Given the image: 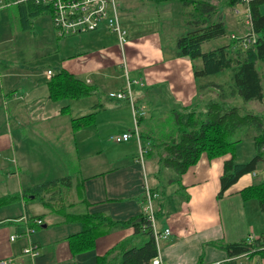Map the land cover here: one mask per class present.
Listing matches in <instances>:
<instances>
[{
	"label": "crops",
	"instance_id": "obj_1",
	"mask_svg": "<svg viewBox=\"0 0 264 264\" xmlns=\"http://www.w3.org/2000/svg\"><path fill=\"white\" fill-rule=\"evenodd\" d=\"M170 4L168 9L172 13L174 7L176 12L183 8L176 3ZM118 7L122 25L128 32L127 41L123 45L119 43L117 35L103 28L93 33L63 38L62 56L52 57L51 63L67 69L79 78L89 80L88 83L94 87L91 96L68 103L70 117L64 122L55 119L64 118L62 107L66 103L55 102L49 98L46 83L48 80L44 76V72L48 69L54 70V66L47 64L35 66L41 68V72L38 73L36 70L21 72L19 67L2 64L0 196L21 194L24 189L42 183L32 180L39 167L45 179L43 182L67 176L60 172L54 174L57 169L54 165L50 166L51 163L48 161L50 153L56 148L53 144L55 134L60 135V139L61 135L72 138L75 150L69 157L80 163L77 134L80 136L85 134L80 132L88 133L87 141H95L102 147L106 140L105 136L112 138L114 135L133 130L130 126L132 121L130 116L133 118L132 124L135 125L136 109L145 114V117H138L137 120L140 119L141 122L137 124L138 128L142 125L141 134L146 135L152 128L151 120L148 119L152 108L161 116L168 112H181L193 103L200 105V98L207 95L210 99L214 94L212 87V90H209L203 85L208 82L207 79L199 80L195 77L194 70L195 67H201L200 61L175 56L176 47L167 50L163 33L165 29L163 30V22L160 21L167 20L168 16L162 15L159 21L157 13L150 12L149 8L138 10V7L134 13L127 10L124 0L118 1ZM178 36L180 34L173 39L174 45ZM31 65L33 66L32 62ZM112 80L119 81L117 87L111 86ZM128 80L138 82L131 86V91L132 102L137 96L140 105L100 104L98 96L100 93L106 92L109 96L111 92L125 90ZM140 88L149 91L144 94ZM157 88L163 89L164 93L170 96L173 101L171 105L161 103L160 99H156L155 105H145L149 98L146 95L153 94ZM92 112H96L92 125L78 130L72 129L70 123L72 117ZM31 124H33L31 135L37 136L39 141L37 145L43 149L36 154L33 152L34 146L28 145L32 147L29 151L28 146L22 144V141L25 142L23 135H26L23 132ZM152 134L149 133V137L142 138L141 147L144 148L142 153L135 137L116 143L119 149L107 150L104 157L106 163L103 167L101 164L93 168L90 165L84 167L85 176L78 175L75 178L77 179L75 186L72 185L71 178L69 188L63 186L57 188L56 200L47 201L51 196L46 195L45 204L41 197L21 196L16 202L0 207V210L8 208L3 209L6 211L0 216V222L10 221L0 225V260L11 258L12 264H97L99 257L104 256L121 241L134 236L139 243L140 239L139 236H135L134 227L117 228L100 236L92 250L74 255L68 238L80 232L82 224L79 221L68 220V217L88 212L106 215L115 220H127L145 211L147 185L151 190L165 189L168 194L176 193L175 199L180 203L178 210L156 222L160 231L167 227L172 231L158 244V256L164 264H197L223 259L228 254L221 245L245 240L249 234L264 235V211L260 209L259 202L256 199L244 200L241 196L242 189L262 180L263 166L257 169L255 175L247 173L241 176L219 198L224 164L231 159V154L215 159H209L206 154H202L199 161L181 176V181L176 182L174 179L177 174L163 166L160 161L162 147L150 143L154 141ZM102 151L103 149L99 148L96 152L103 155ZM155 151L156 156L152 158ZM19 152L23 153L21 163L15 159L16 153ZM10 162L14 165L13 168L8 166ZM22 171L32 175L28 177L29 182H22L20 175ZM78 171L83 174L82 167H78ZM184 195L188 196L187 200ZM28 199L35 200L28 202ZM38 199L45 205L46 210H41L42 204L37 201ZM84 199L88 204L83 202ZM67 208H70L71 212H68ZM36 216L42 221L38 227L35 226L36 223L29 222L30 217ZM29 227H33L32 233L24 234L14 241L10 240L13 233H25ZM32 243L37 244L40 251L36 257L23 252V249ZM257 257L261 258L264 264V256Z\"/></svg>",
	"mask_w": 264,
	"mask_h": 264
},
{
	"label": "trees",
	"instance_id": "obj_2",
	"mask_svg": "<svg viewBox=\"0 0 264 264\" xmlns=\"http://www.w3.org/2000/svg\"><path fill=\"white\" fill-rule=\"evenodd\" d=\"M152 1L157 5L176 1L185 8L184 10L189 11L186 12L192 19L188 23L195 28L178 36L175 56H185L192 61H200L201 67H195L194 70L195 77L199 80L207 79L208 82L203 84L204 87L209 90L216 88L220 93L217 98L208 99L204 110H200L202 106L193 103L181 112L173 111L172 128L167 130L166 123L161 121L159 122L163 123L160 125L161 128L158 125V128L152 127L146 135L140 133L141 140L144 136L149 137V133H153L154 141L150 143L159 148L162 147L163 153L160 156V161L163 166L172 169L177 174L174 179L176 182L181 181V176L199 161L202 154H206L209 159L231 154V159L224 164V173L221 177V188L218 193V197L221 198L241 176L256 172L260 166L264 167V114L246 110L243 106L231 104L227 100L230 97H238L245 103L264 102L263 77L257 66L259 62H264V12L261 10L264 0ZM241 4L248 6L251 16V31L247 37L251 38L252 35H255V41L244 47L242 42L245 36L235 35L226 45L204 51L205 43L228 35L225 23L213 20L221 6L232 9ZM14 6L18 10L23 30L31 29L33 19L44 14H49L53 23L55 15L53 3L28 1L8 7ZM57 37L59 36L57 35ZM54 56L56 55H49L32 63L33 66L45 64L54 66V75L46 81L49 98L55 102L65 103L64 101L81 100L91 96L94 93V87L67 69L56 68V65L51 63ZM224 75L229 77L228 81L219 80ZM215 76H219L217 79L219 82L212 79ZM62 111L69 114L70 105L66 103L62 107ZM95 115L96 112H92L84 116L72 117L70 119L72 129L78 130L92 125ZM135 115L137 120L143 115V112L135 109ZM140 122V119L137 120L138 124ZM249 128L256 131V135L253 137L256 154L247 162H238L237 146L244 141L240 134ZM70 185L71 175L51 179L24 189L21 194L11 193L0 196V207L16 202L21 196L29 197L30 195H34L36 198L41 197L46 204V195L51 196L47 201L56 200L57 188ZM152 191L159 195L154 200L153 215L156 222L178 210L180 203L175 199L176 193L175 195L168 194L165 189H153ZM241 196L244 200L256 199L260 209L264 211V173L260 182L242 189ZM184 198L187 200L188 196L184 195ZM83 202L88 204L85 199ZM37 218L39 216L30 217L29 222H35ZM68 220L79 221L82 224V230L68 238L74 255L92 250L100 236L108 234L114 229L134 227L135 236H139L140 242L137 243L134 236L121 241L104 256L99 257L97 264H151L152 260L158 256V244L154 237L148 211H142L127 220H115L106 215L88 212L72 214ZM9 222L3 220L0 225ZM261 236L262 240L259 239L252 243L245 239L227 243L221 247L228 255L253 251L252 256H264V235Z\"/></svg>",
	"mask_w": 264,
	"mask_h": 264
},
{
	"label": "rangeland",
	"instance_id": "obj_3",
	"mask_svg": "<svg viewBox=\"0 0 264 264\" xmlns=\"http://www.w3.org/2000/svg\"><path fill=\"white\" fill-rule=\"evenodd\" d=\"M117 3L119 0H116ZM171 3H177L176 1H173ZM124 5L127 8V10L134 11L135 8H149L150 12H155L159 15V21L162 15L168 16L167 20H162L160 22H163L162 28L164 30V41L165 46L167 50H170L171 47H175L173 39L177 35H181L187 30H191L195 28L192 24H189L188 21H191L190 15L186 12L188 10H184L185 8H182L180 12H176V7H174L173 13L169 12L170 10L168 7L171 6L170 2L165 5H157L152 0H124ZM138 5V6H137ZM145 7H144V6ZM180 5V4H179ZM181 7H183L181 5ZM191 9V8H190ZM261 10L264 12V6L261 7ZM189 12V11H188ZM136 13V11H134ZM248 13V6L246 4H241L238 6H235L232 9L226 8L224 6H221L219 12L214 16L213 20L216 21H223L227 27L228 35L226 37H222L221 39H214L212 41H209L203 45V50L208 51L213 48H216L220 45H226L229 43L230 38L232 36H243L251 31V26L247 24L246 22V15ZM160 25V24H159ZM169 36L167 38V36ZM76 37V36H75ZM71 38V37H70ZM63 41V38L57 37V34L55 32L52 18L49 14H44L41 16H38L33 19V27L29 30H23L22 28V22L19 17V13L17 8L14 7H6L0 9V69H3L2 64H9L10 67H19L21 69V72H26V70H36L38 73H40L41 68L35 67L31 65V62H36L37 60H40L46 56H49L51 54H55L58 57H61L63 54V48L61 45V42ZM176 42V41H175ZM258 69L263 77V87H264V62H259L257 64ZM56 68H60V66L56 65ZM227 72V71H226ZM2 73L4 74V71L2 70ZM1 73V74H2ZM219 76H215L212 79L219 82V80L228 81L229 77L224 75L221 76L218 79ZM26 80L28 78H25ZM118 80H112V87H117ZM26 87H28V84H26ZM25 87V88H26ZM133 91H135V87L132 88ZM141 89V88H140ZM24 90V88H23ZM142 90V89H141ZM145 94V92H148L149 89L142 90ZM98 93V91H97ZM214 93L211 95V98H217L218 93L220 91L214 89L212 91ZM154 94H157L158 96H154ZM167 93H164L163 89L157 88L154 89L153 94H147L146 96L149 97L148 101L145 105H155L156 99H160L161 103H165L166 105H171L173 101L171 100L169 95H166ZM97 95V94H96ZM99 101L101 102V105H140V103L137 100V96L135 97L136 100L133 102L129 99L125 100H118L117 98H111L109 97L106 92L100 93ZM209 97L206 95L199 99L201 102L200 105L202 106L200 110L206 109L205 104L209 101ZM216 100V99H215ZM229 103L243 106L246 110L253 111L255 113L264 114V102L259 101H251L248 103L243 102L238 97H230L227 99ZM65 103H69L70 101H64ZM61 103V102H60ZM177 105V104H176ZM138 107V106H137ZM156 112V109L152 108L150 110V113L148 114V119L151 120V126L155 129V127H159V122L164 121L165 128L169 130L173 127L172 121H173V114L171 113H165V115L161 116L158 112ZM69 114H65L64 118L55 119L62 120L63 122L68 119ZM145 117V114L142 115ZM129 117V116H128ZM131 118L130 126L135 128V125L132 124L133 118ZM28 121V119H26ZM159 125V126H158ZM33 127V124L27 126L23 132L26 133L24 136V141H22V144L24 145H32L33 152L35 154L37 152L43 151V149L37 145L39 143L36 135H31L32 131L31 128ZM142 127V125H141ZM141 127H139V132L141 131ZM156 128V130H157ZM161 128V126H160ZM132 130V131H133ZM87 131V130H85ZM93 131V130H92ZM146 131V130H144ZM85 133L80 136V134H77V144L80 146V163L76 159H72L69 156H72L71 154H74L73 150H75V143L72 142V138L70 136L63 137L61 135L55 134L54 135V142L53 144L56 146L53 152L50 153V157H48V161H50L51 165L57 169V172H60V174L63 175H71L72 178V185L75 186V182L77 179V176L80 175V177H84L85 170L84 167L87 165H90L92 168L95 166H99L101 164V167L104 166L106 163V160L104 157L107 153V150H114L119 149L117 147L116 142L114 139L109 138L106 136L104 139H106L102 145V147L98 146L97 142L95 141H87V136L89 135L86 132H80ZM93 133V132H92ZM142 133V131L140 132ZM244 141L237 146V153H238V161L239 162H247L249 161L256 153L254 150V147L252 145L253 143V137L256 135V131L253 128L246 129L243 133H241ZM96 143V145H95ZM31 146H28L29 151L32 149ZM154 147V146H153ZM100 149H103V155H98L96 151ZM23 152V151H22ZM156 151L152 158L156 156ZM23 156V153H16L15 159H17L20 162V158ZM14 158V157H12ZM39 159V158H38ZM46 158H44V161ZM148 160V158H147ZM21 163V162H20ZM10 168H13L14 165L10 162L8 164ZM78 167H82L83 174L81 175L78 171ZM38 172L34 173L35 176L32 180H36L38 183L43 182L44 176L40 173V167L38 168ZM21 179L23 183L29 182L30 175L29 173H25L22 171ZM65 188H69V186H66ZM35 199H28V202L34 201ZM41 203L40 199L37 200ZM42 204V203H41ZM40 204V205H41ZM68 205V202L66 203ZM60 206V205H59ZM41 210H46L45 205H41ZM8 209V208H3ZM0 210V216H3V211L6 210ZM68 212L70 211V208H67ZM1 218V217H0Z\"/></svg>",
	"mask_w": 264,
	"mask_h": 264
},
{
	"label": "built area",
	"instance_id": "obj_4",
	"mask_svg": "<svg viewBox=\"0 0 264 264\" xmlns=\"http://www.w3.org/2000/svg\"><path fill=\"white\" fill-rule=\"evenodd\" d=\"M28 1L43 2V3H53L55 15L53 17V25L57 35L61 38L65 37H75L78 35H84L88 33H93L99 31L100 29H107L108 31L117 35L119 43L123 45L127 41V30L123 27L118 3L116 0H0V9L6 8L10 5H16L19 3H26ZM246 22L251 25V16L249 13L246 15ZM249 33L245 34L243 38L242 45L246 47L252 41H255V35L251 38L247 37ZM54 75L52 69H48L44 72V76L47 80H50ZM89 82V80H87ZM137 81L127 82V87L125 90H120L116 92H111L109 97L117 99H129L132 101V91L131 86ZM131 137H135L140 146L141 153L144 152V148L141 147V137L135 115V128L133 131L125 132L122 134L114 135L112 139L116 142H125L130 140ZM256 174L255 172L253 173ZM159 195L153 192L147 185L145 187V199L146 206L145 211L150 213V219L152 223L153 233L157 244L172 233L170 228H165L160 231L155 217L153 215L154 211V200ZM36 225H41L42 221L40 219L35 220ZM34 231L33 227L26 229L25 233L15 232L10 236V240L14 241L17 238L23 236L24 234H30ZM262 240V236H257L249 234L246 240L250 243L257 240ZM24 254L30 255L31 257H36L40 254L37 244H30L23 249ZM253 251H247L238 255H227L223 259H219L212 262H202L197 264H263L262 259L257 256H252ZM13 259L7 258L0 260V264H12ZM151 264H164L162 259L157 256L155 257Z\"/></svg>",
	"mask_w": 264,
	"mask_h": 264
},
{
	"label": "water",
	"instance_id": "obj_5",
	"mask_svg": "<svg viewBox=\"0 0 264 264\" xmlns=\"http://www.w3.org/2000/svg\"><path fill=\"white\" fill-rule=\"evenodd\" d=\"M33 197V196H32Z\"/></svg>",
	"mask_w": 264,
	"mask_h": 264
}]
</instances>
